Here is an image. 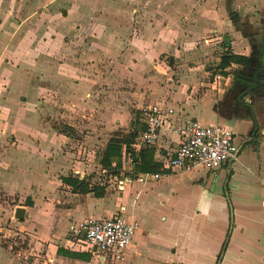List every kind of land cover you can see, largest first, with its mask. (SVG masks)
<instances>
[{
    "label": "crops",
    "instance_id": "obj_1",
    "mask_svg": "<svg viewBox=\"0 0 264 264\" xmlns=\"http://www.w3.org/2000/svg\"><path fill=\"white\" fill-rule=\"evenodd\" d=\"M263 35L264 0H0V193L31 221L14 217L31 244L0 245V264H264ZM225 48L246 61L221 71ZM153 103L172 109L153 160L175 152L190 119L231 129L236 157L140 184L122 147L111 174L106 143ZM90 167L110 173L116 203L108 188L83 194L62 180L89 182ZM142 195L163 211L157 229L139 217ZM121 208L133 239L122 261L99 263L70 228Z\"/></svg>",
    "mask_w": 264,
    "mask_h": 264
},
{
    "label": "built area",
    "instance_id": "obj_2",
    "mask_svg": "<svg viewBox=\"0 0 264 264\" xmlns=\"http://www.w3.org/2000/svg\"><path fill=\"white\" fill-rule=\"evenodd\" d=\"M225 50L228 51L227 48ZM171 113L172 109L163 108L157 103L141 107L140 117L145 129L136 138L133 147L154 145ZM180 135L179 146L164 163L162 162V171L168 169L189 172L197 168L215 170L226 160L235 158L239 151L233 131L221 124H203L196 119H190L180 130ZM162 173L145 171L137 174L135 180L144 184ZM128 181L126 178H120L117 182L119 189ZM122 210L123 208L111 216H89L70 228L99 263L119 262L125 258L137 223L126 219Z\"/></svg>",
    "mask_w": 264,
    "mask_h": 264
},
{
    "label": "trees",
    "instance_id": "obj_3",
    "mask_svg": "<svg viewBox=\"0 0 264 264\" xmlns=\"http://www.w3.org/2000/svg\"><path fill=\"white\" fill-rule=\"evenodd\" d=\"M245 61V57L237 56L229 51H226L223 55H221L218 67L222 71L231 63H240ZM68 129H70L68 126H61L62 132H68ZM144 129V124L136 123L132 131L122 134L114 133L109 138L100 155L99 162L101 166L104 169H107V171L114 169L111 174L116 175V173H118L116 169L121 167L122 147H124L125 153H129L131 156L134 172L148 171L162 173V163L153 160V150L150 149V146L138 148L133 147L136 138L144 131ZM111 165H113L112 167L114 168H112ZM62 180L71 186L73 192L83 194L92 192L96 196L103 193V187L91 185L84 179H79L75 176H66L63 177ZM26 200H28V198Z\"/></svg>",
    "mask_w": 264,
    "mask_h": 264
},
{
    "label": "rangeland",
    "instance_id": "obj_4",
    "mask_svg": "<svg viewBox=\"0 0 264 264\" xmlns=\"http://www.w3.org/2000/svg\"><path fill=\"white\" fill-rule=\"evenodd\" d=\"M132 102H133V100H132ZM106 108L108 109V107L105 106L104 109L106 110ZM42 113H43V115H41V116H43V117L47 114V112H42ZM240 137H241V134H240V132L237 131V133H236L237 140ZM97 146L101 147V145H97ZM91 155L92 156H89V157H87V155H84L85 156L84 159H86V160H89L88 158L93 159V154H91ZM86 160H85V162H86ZM91 162L92 161H90L89 164L93 165V163H91ZM96 170H97L96 167H90L88 173H86V175H85V179L89 180V182L92 185L102 186L103 188H108V187L111 188L112 184L107 182L110 173L109 172L108 173L102 172L101 170H98V171H96ZM193 170H198V169H193ZM32 185H33V187H35L36 183L33 182ZM110 188L107 189L108 192L106 194L108 196V194L110 193V195H112V198L115 197L114 203H116L118 201L116 199V195H115L116 190L113 191ZM116 194H118V193L116 192ZM3 200H7V202L9 203V205L6 204V205H8L9 217L6 221L0 222V228H2V233H0V245L2 247H7V248L9 245H11L16 249L27 250L29 248L28 244H31V239L29 238L31 233H24V232L18 231V229H16L17 228L16 225L14 226V224L17 223V221L15 220L14 217H12L13 208L15 205H18V203H19L18 199L15 198L14 201H11L10 198L8 199L6 197H3V194L0 193V201L2 202ZM151 200H152L151 196H148V198H144V195H142L139 198V200H138L139 206L142 207V205H144V209H142L141 213H139V217L141 219H142V217L145 218L144 222L148 225V228L157 229L158 227H160L161 222H163V220L160 219L161 215L163 214V211L161 210V207H159V206H157V208L152 207L151 206L152 204H150ZM20 204L27 205V202H25V200L22 199ZM25 219H26V221L24 222V224L31 222L30 218H28L27 216H24L22 221H24ZM43 223H46V221H43Z\"/></svg>",
    "mask_w": 264,
    "mask_h": 264
},
{
    "label": "water",
    "instance_id": "obj_5",
    "mask_svg": "<svg viewBox=\"0 0 264 264\" xmlns=\"http://www.w3.org/2000/svg\"><path fill=\"white\" fill-rule=\"evenodd\" d=\"M262 53L264 54V35H263V39H262ZM263 61L262 66L264 65V59L262 58L260 60V62ZM264 67V66H263ZM263 69V68H262ZM233 158H230V160L228 161V166L230 165L231 161H232ZM24 214H25V210L23 207L19 206L15 209V212H14V217L16 219H22L24 217Z\"/></svg>",
    "mask_w": 264,
    "mask_h": 264
}]
</instances>
